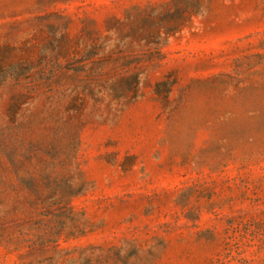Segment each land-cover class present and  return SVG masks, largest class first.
<instances>
[{
    "label": "rangeland",
    "instance_id": "374dc122",
    "mask_svg": "<svg viewBox=\"0 0 264 264\" xmlns=\"http://www.w3.org/2000/svg\"><path fill=\"white\" fill-rule=\"evenodd\" d=\"M0 264H264V0H0Z\"/></svg>",
    "mask_w": 264,
    "mask_h": 264
}]
</instances>
